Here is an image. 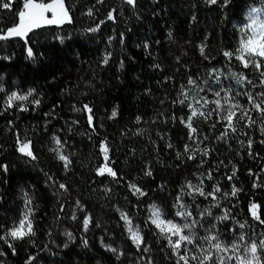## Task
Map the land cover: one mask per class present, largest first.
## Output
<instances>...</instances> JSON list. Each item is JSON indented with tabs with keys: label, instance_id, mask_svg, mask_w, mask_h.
Listing matches in <instances>:
<instances>
[{
	"label": "trees",
	"instance_id": "trees-1",
	"mask_svg": "<svg viewBox=\"0 0 264 264\" xmlns=\"http://www.w3.org/2000/svg\"><path fill=\"white\" fill-rule=\"evenodd\" d=\"M3 2L0 34L24 10V0ZM64 4L70 22L0 40V264H201L205 254L220 264L205 237L259 246L264 59L257 69L236 55L264 0ZM13 93L27 99L9 106ZM154 204L196 242L173 248L149 220ZM25 214L34 234L14 239Z\"/></svg>",
	"mask_w": 264,
	"mask_h": 264
},
{
	"label": "snow or ice",
	"instance_id": "snow-or-ice-1",
	"mask_svg": "<svg viewBox=\"0 0 264 264\" xmlns=\"http://www.w3.org/2000/svg\"><path fill=\"white\" fill-rule=\"evenodd\" d=\"M216 2L217 0H210V3L215 4ZM127 3L134 4L135 0H127ZM0 7L9 9L11 7V3L3 2L2 4H0ZM23 9H24L23 11H20L18 13V23L15 26L7 29L4 34H0V40H5L10 37H22V38L26 37L28 32L32 31L34 28H39L45 24H62L65 21L70 22V16L68 10L65 7L64 0H50V2L48 3L43 2V0H39V2L38 0H24ZM261 12H264V9L250 10L249 12L250 22L247 23L246 28L244 29L246 32V37L241 40L240 48L237 50L238 54L236 55V58L238 60H241L244 63L245 67L249 65L248 58L251 59V63L253 67L257 69H261L262 67L261 60L264 59V19L259 18L258 15ZM49 13H51L50 17L48 15ZM90 31L94 32L97 31V29L93 28L90 29ZM28 55L29 56L33 55L31 48L28 49ZM232 55H233L232 53H228V52L225 53V56L231 57ZM261 75L264 76V70L261 71ZM28 94L31 95V91ZM217 95H219V93H217ZM26 99H27L26 96L17 95L13 93L12 96L8 98V104L9 106H11L14 100H26ZM249 99L252 100L253 98L250 96ZM216 103L217 105H219V101H217ZM254 107L260 110L262 114H264V108L261 107V104L256 103L254 104ZM89 111L91 110L89 109ZM113 115H115V112L113 113ZM192 115H196V112L194 111ZM201 115H203V113H201ZM234 115H235L234 112L229 111L226 116L229 127L232 126ZM189 127H191L190 124ZM193 131L195 130L193 129ZM19 150L25 153L26 155L31 156L33 159H35V157L33 156L30 150V142L23 143ZM104 151L106 153L107 148H105ZM59 158L65 161V166L67 167V164L69 162L68 158L64 155H60ZM98 171L100 175H103L105 172V168H101ZM107 172L112 176L116 175V173L111 168H107ZM60 187L64 188L65 186L62 184L60 185ZM136 191L140 192V189H136ZM141 194L143 193L141 192ZM233 194H235V192H233ZM256 208H257L256 205L252 206L254 216L256 215L255 212ZM177 215L184 216L186 215V213L178 212ZM88 222L89 221L87 219L84 221L85 227H87ZM152 223L155 224L158 228H160L161 232H164L166 234L171 233V235L168 236V240H169V244L175 249H180L182 243L184 242L188 244H193L196 242V238L194 236L184 234V229L190 228L191 225L189 224L179 225L172 221H165L161 219L160 211L155 208L153 211ZM241 227H243V225H241ZM129 230L131 231V229ZM29 234H34V233L32 228V222L31 220H29L28 214H25L24 218L19 221L18 226H14L8 232V235H10L14 239H22ZM173 236L177 237V239L174 242L172 240ZM132 238L137 243L141 241V237L136 233H133ZM204 239L217 241L216 243L211 245V247L214 248L217 252H220L222 250L223 251L228 250L227 246L220 243L216 236L205 237ZM258 247L260 249H264V241H261L259 246L256 244L255 241L251 242L248 248L251 258L248 259L247 261H242V264H253L254 261L256 262V264H259V257L257 256ZM201 251L207 253V250H201ZM179 258L180 260L184 261V264H187V259L184 255H180ZM192 259H195V257H192ZM211 259H212L211 255L205 254L201 260V264H206V261ZM220 264H223L222 260L220 261Z\"/></svg>",
	"mask_w": 264,
	"mask_h": 264
},
{
	"label": "rangeland",
	"instance_id": "rangeland-1",
	"mask_svg": "<svg viewBox=\"0 0 264 264\" xmlns=\"http://www.w3.org/2000/svg\"><path fill=\"white\" fill-rule=\"evenodd\" d=\"M48 15L50 17L51 16V13H49ZM154 208L155 209H158L160 211V213H161V219H163L162 212H161L160 207L158 205L154 204V205H152L149 208V220L151 222H152V219H153V211H154ZM123 218L125 220V223H126V226H127V232L129 234L130 238L136 244H140V242L137 243L132 238L133 233H136V234H138L141 237V234H140V231H139L138 227L132 224V222L126 216L125 213H123ZM165 221H167V220H165ZM172 222L178 224L175 221H172ZM153 225H155V224H153ZM129 229H131V231ZM158 230L161 232L160 228H158ZM161 233L167 239H168V236L171 235V233H167V234L164 233V232H161ZM176 239H177V237H175V236L172 237L173 242ZM251 242H252V240H250V239H243L241 241H237L235 243H230V244H226V243L224 244V243H222L223 245H226L227 246V249L228 250L227 251H223V250L220 251V254L218 255V259L220 261L222 260L223 261V264H242V261H247L248 259L251 258L250 253L248 251V248H249ZM105 246H107V245H105ZM257 256L259 257V264H264V249H260L258 247ZM253 264H256V262L254 261Z\"/></svg>",
	"mask_w": 264,
	"mask_h": 264
}]
</instances>
